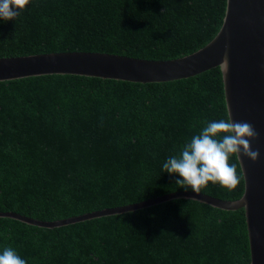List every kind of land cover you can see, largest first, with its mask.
Listing matches in <instances>:
<instances>
[{"label":"trees","instance_id":"obj_1","mask_svg":"<svg viewBox=\"0 0 264 264\" xmlns=\"http://www.w3.org/2000/svg\"><path fill=\"white\" fill-rule=\"evenodd\" d=\"M227 0H30L0 20V57L92 51L171 61L206 47ZM223 75L136 84L49 74L0 81V212L54 221L183 191L163 163L214 119ZM209 182L201 192L227 200ZM187 190H191L190 188ZM26 264H251L244 209L176 198L57 227L0 216Z\"/></svg>","mask_w":264,"mask_h":264},{"label":"water","instance_id":"obj_2","mask_svg":"<svg viewBox=\"0 0 264 264\" xmlns=\"http://www.w3.org/2000/svg\"><path fill=\"white\" fill-rule=\"evenodd\" d=\"M225 54L227 72L222 67ZM214 68H220L223 75L230 120L248 122L259 134L250 141L252 149L259 150L258 160L252 162L242 155L238 158L245 181L241 198L227 200L183 190L54 221H41L15 212H0V216L52 228L176 198L193 199L225 210L244 209L251 264H264V0H227L224 21L216 37L203 49L181 59L153 61L92 51L0 57V81L67 74L136 84L167 83L192 78Z\"/></svg>","mask_w":264,"mask_h":264},{"label":"clouds","instance_id":"obj_3","mask_svg":"<svg viewBox=\"0 0 264 264\" xmlns=\"http://www.w3.org/2000/svg\"><path fill=\"white\" fill-rule=\"evenodd\" d=\"M30 0H0V20L14 21L21 15ZM225 72L228 68L227 54L222 60ZM258 132L248 122L230 119H214L190 138L178 156L169 157L162 171L178 174L175 183L185 190L200 193L209 182L234 190L241 181L235 163L230 158L241 155L252 162L259 158V150H253L250 141L257 139ZM0 264H26L17 252L9 247L0 253Z\"/></svg>","mask_w":264,"mask_h":264}]
</instances>
